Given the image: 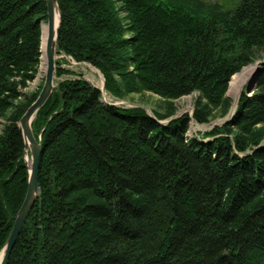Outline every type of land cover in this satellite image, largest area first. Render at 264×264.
I'll return each instance as SVG.
<instances>
[{
  "label": "trees",
  "instance_id": "1",
  "mask_svg": "<svg viewBox=\"0 0 264 264\" xmlns=\"http://www.w3.org/2000/svg\"><path fill=\"white\" fill-rule=\"evenodd\" d=\"M56 1V54L109 95L198 94L191 116H153L56 60L31 122L39 190L7 264H264V57L230 119L188 135L230 108L231 76L264 47V0ZM45 20V0H0V251L27 189L19 119Z\"/></svg>",
  "mask_w": 264,
  "mask_h": 264
},
{
  "label": "rangeland",
  "instance_id": "2",
  "mask_svg": "<svg viewBox=\"0 0 264 264\" xmlns=\"http://www.w3.org/2000/svg\"><path fill=\"white\" fill-rule=\"evenodd\" d=\"M204 1L217 2L222 6V8L225 9L233 8L237 2V0H204ZM43 25L44 24H42V32H43ZM41 40H42V34H41ZM62 57L63 55L56 56V60L62 61L61 64L62 67L65 69H70L76 73H81L83 77L87 79L92 85L98 87L100 90L102 89L101 93L103 95V99L104 100L106 99L105 101H109L120 105H125L127 107H142L150 115H153L154 112L163 113V114L172 112L173 118L179 117L183 114H188L189 116H191L194 101L198 94L196 91L192 92L191 94L181 96L179 98L167 99V98H162L159 95L154 94L150 91L140 88L137 91L126 92L122 98H115L104 91L103 76L95 67L85 62L77 63L71 60L69 57H64L65 60H63L64 58ZM263 57H264V47L256 52L255 58L250 63L242 67L240 71H238L233 76H231L226 91V96L229 98L231 102L230 108H228L226 111H223L221 108L214 109L212 112V116L209 119V122L206 123L199 124L191 119L188 129V135H196V133H199L200 135V133L209 130L212 126L221 125L224 122H226L228 119H230V117L234 113L236 106L235 103L234 107H232L233 103L235 101L237 102L239 95L242 92H245V94L247 95H250L252 93L255 87L256 77L258 75V72L257 73L255 72L256 66H259V62L262 60ZM40 61L42 64L40 65L39 70L36 73V76L34 77L33 80L27 83V87L23 88V91L28 93L38 91L39 85L43 83V81L41 83V79L44 76V63H43L42 55ZM250 66L254 67L255 70L253 74L255 76H251L252 73L250 72L251 69L243 77L240 76L242 78L240 86L238 87L236 93L233 94L234 92L232 93L231 91H229V85L231 80L235 76H239L238 74H240L245 68ZM237 79H239V77H237ZM53 81L55 85V82L57 81L55 76ZM26 156H27L26 162L30 163V153L27 154Z\"/></svg>",
  "mask_w": 264,
  "mask_h": 264
},
{
  "label": "water",
  "instance_id": "3",
  "mask_svg": "<svg viewBox=\"0 0 264 264\" xmlns=\"http://www.w3.org/2000/svg\"><path fill=\"white\" fill-rule=\"evenodd\" d=\"M46 7V20L45 31L42 33V40L45 42L44 52L41 49V55L44 56V79L42 86L35 98V100L27 107L23 115L19 119V129L21 131L24 145H25V161L27 151L30 153V163L26 162L28 171L27 189L23 201L15 215V219L9 235L3 248L0 251V264H7L8 258L12 251V248L20 234V231L24 225V222L33 206L35 198L37 197L38 186V171H39V159H40V143L35 139L31 122L37 112V110L44 104L49 97L54 87V71L56 62V39L57 31L60 22V12L56 0H45ZM55 10L58 14V20L55 25ZM45 35V37H44ZM41 40V43H42ZM42 56V57H43ZM258 69V66H257ZM256 69V73H257ZM255 76V75H254Z\"/></svg>",
  "mask_w": 264,
  "mask_h": 264
},
{
  "label": "bare ground",
  "instance_id": "4",
  "mask_svg": "<svg viewBox=\"0 0 264 264\" xmlns=\"http://www.w3.org/2000/svg\"><path fill=\"white\" fill-rule=\"evenodd\" d=\"M57 20H58V14H57V11L55 10V25H56V23H57ZM46 33V31H45V24L43 25V32L42 33ZM44 37H45V35H44ZM42 46H41V49H42V52H44V45H45V42H44V40H42V44H41ZM43 56V55H42ZM43 58V63H44V56L42 57ZM45 65V64H44ZM250 69H251V71H250ZM256 69H257V66H256ZM254 67L252 66H250V67H247V68H245L240 74H238L239 76H235L232 80H231V82H230V85H229V91H231L233 94H235L236 93V91L238 90V87L240 86V83H241V77H243L247 72H252L251 73V76H254ZM241 76V77H240ZM237 77H239V79H237ZM102 90V89H101ZM105 91V90H104ZM235 100H236V98H235ZM235 103H236V101L233 103V106L232 107H234V105H235ZM25 155V154H24ZM24 155H23V157H24ZM23 157H22V159H23ZM27 157V156H26ZM24 160V159H23Z\"/></svg>",
  "mask_w": 264,
  "mask_h": 264
}]
</instances>
